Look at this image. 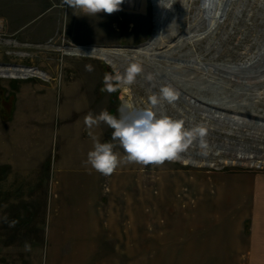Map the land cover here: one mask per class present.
<instances>
[{
    "label": "rangeland",
    "instance_id": "374dc122",
    "mask_svg": "<svg viewBox=\"0 0 264 264\" xmlns=\"http://www.w3.org/2000/svg\"><path fill=\"white\" fill-rule=\"evenodd\" d=\"M171 3L175 12L170 10L162 23L165 33L174 37L159 39L156 49L169 52L154 60L130 49L147 41L153 32V0H124L121 10L111 15H82L79 28L74 26L72 13L68 27L63 26L42 44L18 41L3 30L0 63L37 67L48 75L0 77V89L6 99H12L10 107L14 106V94L20 99L26 95L20 91L24 84L51 81L61 85L71 79L84 83L82 71L99 68L105 89H112L108 93L110 113L118 116L125 101L134 107H148L151 95L171 85L179 93L176 101L162 100L155 111L183 119L188 128L201 127L204 135L190 144L181 161L124 163L111 175L102 174L101 197L92 212L84 213V228L78 226L84 222L80 221L83 213L78 193L74 199L64 196L53 179L47 186L41 180L40 186L31 187L30 181L21 180L19 171L15 176L14 165L0 162V264H199L193 256L196 251L199 256V251L216 245L213 241L229 237L225 234L252 228V210L264 188L244 191L229 186L235 185V180L250 179L264 187V79H247L253 88L241 92L238 106L231 105L230 112H215L212 105L190 98L193 94L203 100L216 95L235 97L237 79L215 74L210 64L240 63L255 57L264 41V0H233L222 22L209 31L212 22L206 15L208 25L200 27L191 40L183 39L182 33L213 6L211 0H204V10L199 8L200 0ZM35 13L33 0H0L3 23L9 20L28 29L37 21ZM91 44L127 49H121L115 66L98 57L66 51ZM123 53L133 56L122 57ZM198 62L209 64V69ZM134 63L142 72L134 83L125 84L126 70ZM5 115L0 97V136L14 147L9 137H13L14 123L11 118L5 122ZM102 128V142H112L114 151L123 157L118 141L112 140L113 129L106 124ZM0 142L3 154L5 141ZM253 159L262 161L261 165L256 166L259 162L255 164ZM127 165L133 170L120 171ZM223 186L228 188L223 191Z\"/></svg>",
    "mask_w": 264,
    "mask_h": 264
},
{
    "label": "crops",
    "instance_id": "0c3cea01",
    "mask_svg": "<svg viewBox=\"0 0 264 264\" xmlns=\"http://www.w3.org/2000/svg\"><path fill=\"white\" fill-rule=\"evenodd\" d=\"M33 5L36 12L34 19L37 20L35 25L23 29L25 24L18 25L6 20L4 30L8 36L21 42L46 43L59 33L63 26L68 27L72 13L76 28L80 27V16L84 15L79 10L67 7L63 0H33ZM69 27V36L73 37L71 26ZM89 69L82 71L84 83L71 79L61 85L58 82L41 81L21 86L20 91L26 92V95L20 99L14 94L11 114L14 131L13 137L10 136L12 134L9 137L14 140L15 146L11 147L7 138L0 136V141H5L4 153H0V162L14 165L15 176L19 171L21 180L30 181L29 185L36 188L40 186L38 182L41 180L46 186L52 179L57 180L64 196L74 199L77 193L80 195L83 213L80 221L84 222H78L76 225L79 224L78 226L83 228L87 219L84 213L92 212L94 204L101 197L103 175L85 162L88 152L93 148L92 137L102 142L104 124L101 122L89 129L84 121L89 113L96 116L103 110L109 111L110 102V91L103 85V71L99 68ZM43 125L45 126L42 127ZM8 128L12 131V127ZM18 128L20 136L16 134ZM89 132L92 133L91 136ZM69 139L70 143L66 142ZM121 168L120 171L126 173L133 170L128 165L125 169ZM229 187L244 191L264 188L262 183L258 184L250 179L243 182L235 180V185ZM225 188L228 187L223 186L221 190L224 191ZM252 212L255 221L249 232L244 230L241 233L238 230L231 231L233 234H225L229 237L213 241L212 244L216 245L212 249L199 251V256L196 251L193 255L195 260L200 262L199 264H264V222H259L264 220V195L260 196Z\"/></svg>",
    "mask_w": 264,
    "mask_h": 264
},
{
    "label": "clouds",
    "instance_id": "9594fccd",
    "mask_svg": "<svg viewBox=\"0 0 264 264\" xmlns=\"http://www.w3.org/2000/svg\"><path fill=\"white\" fill-rule=\"evenodd\" d=\"M63 3L73 10H79L85 16L97 17L102 12L111 15L120 11L124 0H63ZM141 72L142 67L139 64L130 65L123 82L129 85L134 83ZM178 95L171 85H165L160 88L158 95L149 97L148 107L139 108L124 104L118 109V116L107 110L96 116L89 113L84 121L86 126L92 129L102 122L113 129L112 140L118 141L124 156L121 157L114 151L115 145L112 142H101L93 136V148L88 152L85 163L107 176L124 163L159 165L166 161H181L182 154L190 144L197 137H203L204 129L188 128L183 119L155 111L162 100L173 103ZM89 135L92 133L89 132Z\"/></svg>",
    "mask_w": 264,
    "mask_h": 264
},
{
    "label": "water",
    "instance_id": "95a60500",
    "mask_svg": "<svg viewBox=\"0 0 264 264\" xmlns=\"http://www.w3.org/2000/svg\"><path fill=\"white\" fill-rule=\"evenodd\" d=\"M168 1L169 0H160L159 3L157 4L153 0L154 10L156 11V9H157L156 7H159V9H161L162 7H164L166 5V3ZM232 1L233 0H226L224 2L221 17L219 18V20L216 22V24L209 31L213 30L220 22H222V20L225 18L226 14L230 8ZM203 3H204V0H200L199 8H202L204 10ZM170 9L172 11V8H169L168 10H170ZM206 17H207L206 12L203 11L201 14V17L199 18V21L196 23V25L194 27H190V29H188L184 33H182V36H184L183 39L191 40L190 38L195 37L196 31L200 27H202L203 25H208L205 21ZM180 19H181V17H180ZM122 27L125 28L126 24H122ZM174 27L176 29L175 31L178 32L177 29L179 28V25L176 23V26H174ZM158 31H159V24L157 23V21L154 17L153 32H152L151 36L149 37V39L147 41H145L144 43L137 46V47H145V46L150 45L151 42H153L152 48H151V55L153 56L152 59L163 58V57H165L166 54H168V51L165 52V50L161 51L160 49H156V44L159 42V41L157 42V40L159 39ZM173 37H174V35L170 36L169 34H165V39L169 40ZM168 40H166L165 42H168ZM178 40H179V38H178ZM165 42H163L161 45L165 46V44H166ZM91 45H93V44H91ZM79 46H86V45H79ZM101 46H103V45H101ZM110 47L117 48V49H127V48H122L120 46H110ZM137 47H133L130 49H131V51L136 52ZM137 53L143 54L142 52L139 53V51H137ZM130 56H133V55H129L126 53L122 54V57L130 58ZM147 58H149V57H147ZM187 62L189 63L192 61H187ZM0 65H4V64L0 63ZM13 65H18V64H13ZM19 65H22V64H19ZM201 65L206 71L209 69L208 68L209 64L203 63ZM23 66L30 67L28 65H23ZM210 66L213 68V72L215 74L219 73L220 76L225 77L227 79H233V77H235L237 79L236 81L239 82V85L236 87L235 97L233 99H230V97L229 98L228 97H220L219 95H216L213 98H210V99L205 98V100H203L204 97H202V96L195 97V95L193 94L190 99H193V101H200V102H204L206 104L212 105V107H213L212 110L215 112H218L221 110L226 111V112H230V111H232V109L230 108L231 105H232L231 107H233V106L236 107V105L238 106L237 99H238L239 95H241V92L245 89H248V88L250 89L252 87L251 85H249L247 83V79L251 78V79L258 80V81L261 79H264V41H263V44L261 46V49L255 55V57L252 58L251 60H248L246 62H240V63H225V62L211 63ZM35 68H37V67H35ZM148 77L151 79L150 75H148ZM222 81H223L222 78H219V82L223 83ZM206 159H208V158L206 157ZM243 162L241 161L237 164L241 165V164H243ZM247 162L250 165H252L249 161H247ZM257 162H259V163L257 164ZM253 163L257 164L256 166H260L262 161L255 159L253 161ZM205 166H212V165L206 164Z\"/></svg>",
    "mask_w": 264,
    "mask_h": 264
},
{
    "label": "bare ground",
    "instance_id": "6f19581e",
    "mask_svg": "<svg viewBox=\"0 0 264 264\" xmlns=\"http://www.w3.org/2000/svg\"><path fill=\"white\" fill-rule=\"evenodd\" d=\"M159 1L160 0H154V2L157 4L159 3ZM171 1L172 0H169L166 3V5L164 7H162L161 9H159V7H156L157 9L155 11V19H156L157 23L159 24V31H158L159 39L164 37L166 34L165 32H167V28H164V25H163L164 23H162V19H164V17L170 13L171 9L168 10L169 8H172V10L174 9V6L171 3ZM225 1L226 0H211V3L213 6H211L209 9H207L205 11L206 15H208L209 20H211V22H212L211 27H213L216 24V22L219 20V18L221 17V13H222V9H223V5H224ZM175 17H176V15H175V13H173V18H175ZM205 20L207 21V17ZM159 39L157 40V42L159 41ZM152 43L153 42H151L150 45L145 46V47H137V51H139V53L142 52L145 56L149 57L151 60H154V59H152L153 56L151 55ZM66 51H69V52L74 53V54L77 53L78 55H87V56H92V57L93 56L98 57V58H101L102 60L106 61L107 63H109L111 66H115V65H117V57H118L121 49H117V48H113V47H104L101 45H88V46H78L75 49H72V50L67 49ZM137 51H136V53H137ZM194 63H196V61ZM198 63L200 65L203 64L201 62H198ZM34 75H41V76H44L45 78H48V75L45 72H43L37 68H34V67H27V66H23V65H13V64L0 65V76L1 77H17V78H19V77H28V76H34ZM123 89H124V91H127L126 86H124ZM124 104L132 105V103L128 102V101H125ZM236 158L239 161V159H241L242 157L240 156V158L239 157H236ZM225 162H229V161H225ZM231 164H232V162H231Z\"/></svg>",
    "mask_w": 264,
    "mask_h": 264
},
{
    "label": "trees",
    "instance_id": "16d2710c",
    "mask_svg": "<svg viewBox=\"0 0 264 264\" xmlns=\"http://www.w3.org/2000/svg\"><path fill=\"white\" fill-rule=\"evenodd\" d=\"M0 97L2 99L3 110L5 111V114H6L4 116V119L6 118L8 120V119L11 118V114H12V110H13V108L10 107L12 99L8 100V99L5 98L4 91H3L2 88L0 89Z\"/></svg>",
    "mask_w": 264,
    "mask_h": 264
},
{
    "label": "built area",
    "instance_id": "2783aa9c",
    "mask_svg": "<svg viewBox=\"0 0 264 264\" xmlns=\"http://www.w3.org/2000/svg\"><path fill=\"white\" fill-rule=\"evenodd\" d=\"M3 30H4V23H3V21L0 19V35H2Z\"/></svg>",
    "mask_w": 264,
    "mask_h": 264
}]
</instances>
